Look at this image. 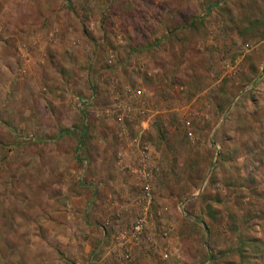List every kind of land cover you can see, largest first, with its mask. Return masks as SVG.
Masks as SVG:
<instances>
[{
    "label": "rangeland",
    "instance_id": "obj_1",
    "mask_svg": "<svg viewBox=\"0 0 264 264\" xmlns=\"http://www.w3.org/2000/svg\"><path fill=\"white\" fill-rule=\"evenodd\" d=\"M0 264H264V0H0Z\"/></svg>",
    "mask_w": 264,
    "mask_h": 264
},
{
    "label": "built area",
    "instance_id": "obj_2",
    "mask_svg": "<svg viewBox=\"0 0 264 264\" xmlns=\"http://www.w3.org/2000/svg\"><path fill=\"white\" fill-rule=\"evenodd\" d=\"M141 227H142V225H141V226H139V227H137V229L139 230V229H141Z\"/></svg>",
    "mask_w": 264,
    "mask_h": 264
}]
</instances>
